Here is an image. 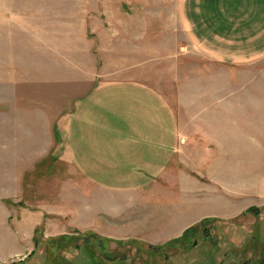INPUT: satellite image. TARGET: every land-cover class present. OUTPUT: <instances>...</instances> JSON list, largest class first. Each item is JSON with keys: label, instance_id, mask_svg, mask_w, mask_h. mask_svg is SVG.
Returning <instances> with one entry per match:
<instances>
[{"label": "rangeland", "instance_id": "1", "mask_svg": "<svg viewBox=\"0 0 264 264\" xmlns=\"http://www.w3.org/2000/svg\"><path fill=\"white\" fill-rule=\"evenodd\" d=\"M127 79L178 120L164 171H93ZM0 264H264V0H0Z\"/></svg>", "mask_w": 264, "mask_h": 264}, {"label": "crops", "instance_id": "2", "mask_svg": "<svg viewBox=\"0 0 264 264\" xmlns=\"http://www.w3.org/2000/svg\"><path fill=\"white\" fill-rule=\"evenodd\" d=\"M260 5H262L261 2ZM260 5L258 9H255L254 5L248 3L244 8L242 7V11L258 12L261 11ZM209 7L198 8L207 14L214 12ZM232 11L240 12L238 8H233ZM210 16H212L210 19L213 21L214 15L211 13ZM222 16L217 19L218 21L222 19L221 24L217 28L224 27L225 21L229 18L227 15ZM216 17L219 16L216 14ZM192 25L191 23V27L193 28ZM213 26L215 24H211V27ZM101 87H109L106 90L107 92H105V95L107 94L106 96H108L107 100L115 103L120 108L123 106L127 107V115L132 114V117L128 118L127 121L133 125V128L137 127L141 130L101 134L90 133L88 136L95 141L98 139L100 142H103V137L108 141L105 140L100 147L101 149L105 148L108 152H102L104 157L97 154V143L99 141L91 143V146L97 150L93 148L95 153L91 154V158L95 160L94 165L96 166L93 171H102V168H97L99 164L109 166L110 171L127 170L133 173L164 171L167 158L172 159L181 148V134L179 132L178 120L170 107L165 103V100L158 93L147 88L150 86L139 80H121ZM106 155L109 156V159H105ZM119 166H126L127 169H118ZM152 184L154 185L155 183L147 185L146 183H135L132 184V187L145 188Z\"/></svg>", "mask_w": 264, "mask_h": 264}]
</instances>
